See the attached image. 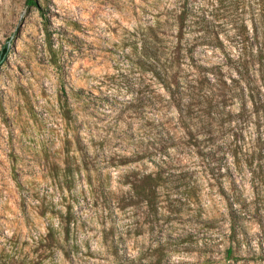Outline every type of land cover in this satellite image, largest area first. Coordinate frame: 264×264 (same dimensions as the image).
<instances>
[{"label": "rangeland", "instance_id": "374dc122", "mask_svg": "<svg viewBox=\"0 0 264 264\" xmlns=\"http://www.w3.org/2000/svg\"><path fill=\"white\" fill-rule=\"evenodd\" d=\"M152 1L0 0V264H264V113L220 124L181 158L193 175L172 191L176 206L154 214L131 198L127 182L155 170L167 119L132 46L165 0ZM230 3L195 48V68L236 66L221 64L241 51L251 16L249 0ZM216 181H234L247 206L236 261L223 256Z\"/></svg>", "mask_w": 264, "mask_h": 264}, {"label": "trees", "instance_id": "16d2710c", "mask_svg": "<svg viewBox=\"0 0 264 264\" xmlns=\"http://www.w3.org/2000/svg\"><path fill=\"white\" fill-rule=\"evenodd\" d=\"M230 1L165 0L161 11H145L146 18L135 29L136 39L132 46L137 62L147 65L144 71L151 73L155 84L163 90L164 94L154 97V104L156 111L163 112L167 119L156 126L160 129L157 136L161 140L153 155H158L154 161L155 170L139 171L127 183L132 191L131 198L145 200L154 214L162 204L165 205L163 208L176 206L177 194L172 191L193 175L187 172L188 169L182 170V157L199 153L201 144L211 140L214 128L220 124L235 119L241 125L246 116L264 113V0H249L247 4L251 16L250 34L246 32L237 57H227L221 64L236 65L232 73H224L221 67L193 66L203 65L196 59L195 48L213 25L218 6L225 4L229 7ZM157 4L158 1L153 0L151 7L156 8ZM26 5L38 8L36 0H26ZM7 52L4 46L1 63ZM91 143L94 147L101 146L94 138ZM218 182L217 194L229 224L228 247L223 256L226 261H236L243 246L240 221L248 210L234 181L228 188ZM199 188L193 183L189 188L190 197ZM108 196L112 207L118 208L120 200L113 193H107ZM213 221L211 219L209 223Z\"/></svg>", "mask_w": 264, "mask_h": 264}, {"label": "water", "instance_id": "95a60500", "mask_svg": "<svg viewBox=\"0 0 264 264\" xmlns=\"http://www.w3.org/2000/svg\"><path fill=\"white\" fill-rule=\"evenodd\" d=\"M1 63V62H0Z\"/></svg>", "mask_w": 264, "mask_h": 264}]
</instances>
